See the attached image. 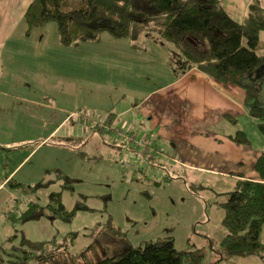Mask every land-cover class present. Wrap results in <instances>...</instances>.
<instances>
[{"label": "rangeland", "instance_id": "1", "mask_svg": "<svg viewBox=\"0 0 264 264\" xmlns=\"http://www.w3.org/2000/svg\"><path fill=\"white\" fill-rule=\"evenodd\" d=\"M27 1L29 4L30 0H0V46L6 41L7 59L0 69L5 71L8 63H13L12 59L25 64L13 63L18 64V68L0 78V260L7 258L5 253L12 252L7 238L17 235L12 239L18 241L21 233L32 241L55 237L57 243L69 244V233L78 232L74 244L68 246L70 252H79L94 242L90 252L93 259L111 255L114 248L111 249V241L103 234L110 218L115 226L121 228L123 239L132 245L170 234L178 249L202 248L204 255L200 264L263 262L264 254L233 256L217 261L219 242L226 232L221 224L223 209L220 203L227 199V195L221 193L234 189V174L207 169L227 168L225 165L215 166L214 158L220 154L237 159V155L224 142L222 133L227 131L243 129L251 140V146L246 147L247 151L243 154L241 171L245 175L252 172L254 158L264 148V136L257 130V120L244 107L243 89L238 85L223 83L231 86L230 97L235 102L231 109H226L219 98L207 95L205 100L192 90L187 104L191 108L203 109L211 124L208 133L214 136L213 139L201 140L192 130L183 133L181 146L184 149L190 144L185 137L196 136L195 159L183 156L182 152L180 156L167 142L158 144L157 149L162 153L142 147L135 148L136 154L119 151L108 140L110 136L104 139L99 134L101 132L93 122L98 119L95 115L102 119L103 112L94 107L96 103L88 102L86 97L93 95L98 88L103 94L105 89L114 92L115 87L109 85L119 88L125 85L130 93L125 92L118 108L125 107L136 97H142V91L166 84L171 75L165 78L155 76L152 69L167 72V67L138 64H134L132 69L127 65L119 67L116 65L120 62L119 58L131 53L132 49L140 55L141 51L130 46L126 48L130 41L139 39H118L106 31L96 39L77 41L66 47L58 41L54 21L27 28L24 17ZM247 2L221 0L220 5L231 17L241 22ZM254 3L264 9V0H254ZM76 5L75 1L69 5L66 3L63 9ZM25 39L32 40V43H25ZM166 43L173 46L170 42ZM159 50L166 52L164 47ZM257 51L264 53V32L259 36ZM160 52L151 45L148 54L158 59ZM31 63L38 64V68L42 64L44 66L41 68L46 69L34 73L29 67ZM63 86L66 87L64 92L61 90ZM164 94L167 95V92ZM159 95L153 96L146 104H152ZM167 102H161L163 110ZM52 105H61L64 109L58 111ZM47 106H52L50 115L43 118L38 109ZM80 108L79 116L82 117L83 110H86V119L78 116ZM222 111L236 116L235 122H225L220 114ZM129 115L134 116L133 113ZM137 117V122H142L147 116L140 113ZM61 119L64 121L59 124ZM53 129L55 131L48 137ZM65 134H70L66 144L68 151L63 165H60V151L56 149L58 143L55 140ZM107 134L110 135L109 132ZM43 140L52 149L43 147L25 158L29 149ZM46 152L49 154L45 155ZM182 160H192L202 169L181 166L179 163ZM19 162L20 165L16 167ZM43 162L46 165L43 166ZM36 165L38 168L34 167V171L32 167ZM13 169L15 172L7 177ZM40 182L43 184L38 186ZM52 191L61 192V200L67 209H71L78 200L91 209L76 211L70 221L44 216L23 222L7 217L8 211L11 215L20 214L32 201L46 204ZM94 226H98L99 231L95 236L84 235ZM117 242V248L124 247L123 240Z\"/></svg>", "mask_w": 264, "mask_h": 264}, {"label": "trees", "instance_id": "2", "mask_svg": "<svg viewBox=\"0 0 264 264\" xmlns=\"http://www.w3.org/2000/svg\"><path fill=\"white\" fill-rule=\"evenodd\" d=\"M75 1L76 6L63 9ZM221 0H32L24 13L27 28L54 21L58 41L65 46L77 41L96 39L106 31L118 39L136 40L153 33L170 42L175 51L174 68L185 72L193 67L215 81L231 83L245 90V107L256 118L259 133L264 136V53L257 51L259 35L264 32V9L252 1L241 22L220 5ZM69 7V6H68ZM174 54V53H173ZM232 141L250 145L243 129L228 136ZM257 178L239 177L234 189L221 194L227 199L221 224L225 234L219 242L218 262L233 256L264 254L261 230L264 226V148L256 157ZM40 182L37 185L40 186ZM14 186V185H13ZM82 201L67 209L60 191H52L46 204L30 202L20 214L7 217L23 222L48 216L70 221L78 210H90ZM104 235L113 254L99 259L90 256L94 242L79 252H70L78 232L69 233V244H59L55 237L32 241L22 233L18 241L6 240L12 252L5 253L0 264H200L203 249H178L168 234L139 245L123 239V232L110 218ZM98 226L84 235L99 232ZM102 231V230H101ZM123 240L124 247L115 244ZM210 241V240H209ZM97 258V257H96ZM264 264V261L259 263Z\"/></svg>", "mask_w": 264, "mask_h": 264}, {"label": "crops", "instance_id": "3", "mask_svg": "<svg viewBox=\"0 0 264 264\" xmlns=\"http://www.w3.org/2000/svg\"><path fill=\"white\" fill-rule=\"evenodd\" d=\"M31 1L32 0H30V2ZM252 1L254 0H248L246 8L243 11V18L246 15L249 4ZM28 2L29 1H27V4ZM262 5L264 6V3H262ZM138 39L139 40L135 42H131V39H128L130 43L126 45V48H129L128 46H130L131 49L134 48L138 51H141L140 55L135 54L132 49L131 53L121 56L119 58L120 62L116 63V65H118L119 67L127 65L130 69H132L134 64L146 65L147 67L149 65L156 67H167V72L161 71L158 68L152 69V72L155 74V76L160 75L164 78L168 75H171L168 78L169 81L166 84H161V86L158 88L142 91L144 92L142 97H136L129 104L122 108H118V104L124 99L123 97L126 94L125 92L130 93L126 89L125 85H121L120 88L118 86L109 85L115 87L114 92L110 91L109 89H105V92L103 94L100 93L101 88L96 89V92L93 95H91L90 97H86L88 98V102L96 103V106L94 107L99 108L103 112L102 119L101 116L95 115L98 117L99 120L97 119L93 123H95V127L97 128L98 132H101L99 134H102L104 139L109 138L110 136V139L108 140L113 142V146L117 147L119 151L125 150L127 153L136 154L137 152L135 151V148L137 149L139 147H142L145 150H147V148H149L150 150L155 149L157 153H162L163 151L157 149L158 144L162 142H167L169 145H172L174 152L178 154L182 152L183 156H189L190 159H195L197 154L196 136L185 137L186 140H189L190 144L186 146V149H184L181 146V138L183 133L187 130H192L201 140L213 139L214 136L208 133V129L210 130L211 124L207 116L204 114L203 109L201 108L198 110L196 108H191L187 104V98L192 95V90H194L199 94L201 98H204L205 100H207V95L212 96L213 98L221 99L224 102L226 109H231L232 106H235L234 100H232L230 97L232 92L231 86L223 85V83L215 81L213 78H211L210 76L195 67L186 70L185 72H176L173 65V61L176 58L174 57L176 56L175 51H177L175 47L169 46V44L166 43V40L149 32L144 33ZM24 41L25 43H32V40L30 39H25ZM151 45H154L159 52L160 47H164L166 48V52H160L161 54L159 58L156 59L154 58V55L148 54L149 47ZM5 53L6 41H3L0 46V66L2 68L4 66L5 61H7ZM10 56H12V54H10ZM12 61L13 63L23 64L25 66L22 61L20 62L17 59H12ZM13 63H8L10 66L8 65V68L5 69V71L0 69V78H2L3 76L6 77V74L8 72H12L14 69L18 68V64ZM42 66L44 65L40 64V67L38 68V64H29V67L31 68L30 70H32V72L34 73H37L38 70L46 69L41 68ZM126 69L129 70L128 68ZM24 72H27V70ZM19 82L23 81L20 79ZM25 83L28 84L30 82L25 81ZM81 88L82 92L84 93V87L81 86ZM65 89L66 87L63 86L61 88L62 92H64ZM243 91V104L245 107V90L243 89ZM164 92H167V95H165ZM156 94L161 95L154 98L152 104H146V102H149V100L153 98V96H155ZM82 97L85 100V96H83V94ZM164 100L168 101L165 110H163V104H161V102ZM79 103L80 100H78V104ZM52 106H47L42 110L38 109V111L43 115V118H47L50 115L49 110L50 108H52ZM54 108H57L58 111L60 109H64L61 108V105ZM81 110L82 109L80 108V110L77 112L78 116L80 115ZM83 111L84 115L82 117H79L82 119H86V110ZM52 113L54 114V112ZM130 113H133L134 116L130 117ZM140 113L147 117L144 118V121L137 122V116ZM220 114L225 122L231 123L235 122L236 120V116L232 115L227 111H222L220 112ZM67 116L65 118H67ZM63 121L64 119H61L59 124H61ZM97 122H99V126L97 125ZM101 125H104V127H101ZM118 130H120L122 134H118ZM54 131L55 129H53L49 133L48 137H51V134ZM108 132L110 133V135L107 134ZM234 133L235 132L227 131L225 133H222V136L226 146L230 150H232L234 154L237 155V159H230L220 154L214 158L215 166L225 165L227 168L223 170H217L214 168L207 170H211V172L219 171L223 173H233L234 183L241 176L246 178H257V173L254 170V162L261 151H259L254 158L252 172H250L248 175H245L241 171V167L244 165L243 154L247 151L246 147L249 148L251 144L244 145L232 141L228 136ZM69 135L70 134H65L63 135V137H61V139L55 140L58 143L56 144V149L60 151L58 153V157L61 160L60 165H63V159L67 156L68 150L66 148V144L68 139L70 138ZM47 144L48 143L46 142V140H43L39 144L31 147L25 158H27L35 150L38 151L43 147L52 149L49 146H46ZM77 148L80 149L79 147ZM48 154L49 153L47 152L45 153V155ZM21 162H19L16 167H18ZM179 164L187 168L202 169L198 166L197 163L192 162V160H182ZM42 165L44 166L46 165V163L43 162ZM34 167L38 168L37 165L32 167V169L36 171ZM14 172L15 169L11 170L8 173L7 177L12 175ZM1 185H4V183H2ZM261 240L264 242V226L261 230Z\"/></svg>", "mask_w": 264, "mask_h": 264}, {"label": "built area", "instance_id": "4", "mask_svg": "<svg viewBox=\"0 0 264 264\" xmlns=\"http://www.w3.org/2000/svg\"><path fill=\"white\" fill-rule=\"evenodd\" d=\"M118 134H122V132L120 130H118Z\"/></svg>", "mask_w": 264, "mask_h": 264}]
</instances>
